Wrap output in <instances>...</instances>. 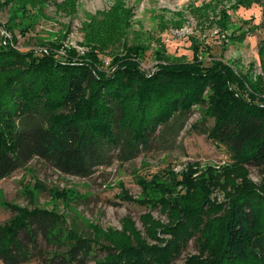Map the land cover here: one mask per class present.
I'll return each mask as SVG.
<instances>
[{"label":"trees","instance_id":"trees-1","mask_svg":"<svg viewBox=\"0 0 264 264\" xmlns=\"http://www.w3.org/2000/svg\"><path fill=\"white\" fill-rule=\"evenodd\" d=\"M204 7L193 9L204 20L200 25L207 20L203 10L209 5ZM223 17L216 25L226 26ZM130 18V9L117 1L103 21L86 27L83 54L63 47L59 57L63 45L57 44L41 55L0 48V181L34 158L63 175L87 178L108 162L110 150L121 149L126 160L135 158L159 127L171 120L183 122L191 108L203 105L204 116L214 120L209 137L230 151L234 165L264 169V107L254 102L256 94L264 93V78L253 82L219 60L203 66L195 41L191 62L172 60L162 48L156 52L154 71L145 73L140 60L149 47L124 41ZM262 43L259 51L264 54ZM118 44L121 49L107 52ZM197 170L188 165L181 173L177 186L187 193L181 198L164 199L174 189L157 177L140 181L145 190L155 184L150 194L168 211L172 223L164 231L171 241L149 246L135 238L104 247L106 258L99 264H168L173 252L198 231L207 249L220 246L211 264H264V189L238 188L216 230L210 216L217 206L207 205V186L197 191ZM40 239L47 250L40 248ZM93 242L65 235L54 212L20 209L13 221L0 225V262L26 264L38 258L43 264H87L97 260Z\"/></svg>","mask_w":264,"mask_h":264},{"label":"rangeland","instance_id":"rangeland-1","mask_svg":"<svg viewBox=\"0 0 264 264\" xmlns=\"http://www.w3.org/2000/svg\"><path fill=\"white\" fill-rule=\"evenodd\" d=\"M117 1L131 12L124 41L149 47L140 60L145 73L154 71L156 52L162 48L172 60L191 62V44L195 41L203 66L219 60L236 75H248L253 82L264 78V54L259 51L264 41V0H0V48L41 55L57 44L63 45L57 50L59 57L63 47L83 54L86 27L103 21V14L110 12ZM200 5L202 9L209 5L203 10L207 17L204 25H200L204 20L197 19L193 10ZM223 16L226 26L216 25L219 19L224 22ZM28 25L29 30L25 29ZM180 29H188L189 33L175 37L173 32ZM214 29L220 31L218 35L212 34ZM116 49H121V44L107 52ZM109 61L108 56L104 57L105 65ZM246 87L250 89L248 84ZM255 96L254 102L264 107V93ZM205 108L195 106L183 122L171 120L159 127L135 158L126 160L121 149L110 150L108 162L87 178L63 175L47 162L32 159L0 181V225H8L20 209L54 212L65 235L97 243V260L87 264L103 263L104 247H117L135 238L149 246H164L172 240L164 231L172 220L167 209L155 203L161 201L159 197L156 200L157 195L150 194L152 189L155 192V184L145 190L140 181L149 183L157 177L156 181L170 185L174 190L165 195L166 200L186 197L177 182L186 167L193 165L201 175V180L194 182L197 191L207 186V205L217 206L210 218L215 219V229H219L228 200L238 188L248 185L264 189V169L234 165L230 151L209 137L214 120L204 116ZM172 172L177 175L175 180L167 175ZM146 217L157 224L152 225ZM211 232L215 235L214 229ZM205 243L201 233L196 232L173 252L168 264H211L210 257L218 253L220 246L211 244L207 249ZM39 246L47 250L41 239ZM26 264L43 263L34 258Z\"/></svg>","mask_w":264,"mask_h":264},{"label":"built area","instance_id":"built-area-1","mask_svg":"<svg viewBox=\"0 0 264 264\" xmlns=\"http://www.w3.org/2000/svg\"><path fill=\"white\" fill-rule=\"evenodd\" d=\"M189 33V30L188 29H180V30H176V31H174L173 32V35L175 36V37H180V36H184V35H186V34H188ZM212 34L213 35H218L219 34V31H218V29H214L213 30V32H212ZM4 45H7V42H8V38L7 37H5L4 38Z\"/></svg>","mask_w":264,"mask_h":264}]
</instances>
